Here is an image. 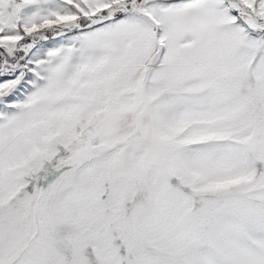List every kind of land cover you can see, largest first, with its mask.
<instances>
[{"label":"snow or ice","instance_id":"6c2138e0","mask_svg":"<svg viewBox=\"0 0 264 264\" xmlns=\"http://www.w3.org/2000/svg\"><path fill=\"white\" fill-rule=\"evenodd\" d=\"M0 264H264V0H0Z\"/></svg>","mask_w":264,"mask_h":264}]
</instances>
